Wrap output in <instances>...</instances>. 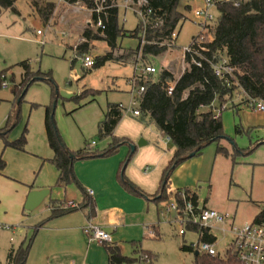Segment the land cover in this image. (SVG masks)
I'll list each match as a JSON object with an SVG mask.
<instances>
[{"label":"rangeland","instance_id":"obj_1","mask_svg":"<svg viewBox=\"0 0 264 264\" xmlns=\"http://www.w3.org/2000/svg\"><path fill=\"white\" fill-rule=\"evenodd\" d=\"M33 1L16 2L19 11L10 13L16 15V22L10 27L13 36L9 38L7 45L0 39V154L6 149L33 151L40 159L37 168L32 172L31 167L23 171L22 169L29 164L14 160L8 153L11 169L24 173L23 176L31 180L30 184L51 185L52 193L32 211L22 207L26 217L22 222H4L9 227L0 225V264L6 262L7 249L12 245L17 246L25 232L30 230L28 224L38 221L39 225L50 216L51 199L66 200L64 202L66 203L74 197L72 190L73 193L76 192L75 196L78 193L74 185L69 186L70 191L54 187L58 171L51 162L43 161L53 156L45 133L46 108L55 104V125L69 147L77 150L91 145L94 150L101 151L110 143L107 137H101L99 134V122L103 119L108 104L122 103L125 108L124 117L129 115L128 110L133 106L127 78L133 75L135 64L108 60L103 66L88 73V69L83 65L82 56L74 51L84 41L82 33L85 29L89 28L97 33V30L88 24L92 20L89 9L82 3H79L84 6L82 8L77 3L62 2L59 6L55 4L50 21L47 22L32 4ZM36 1L40 6H45L48 0ZM124 2L125 0H120L119 20L127 35L118 39V46L113 50L115 54L136 48L139 44V38L132 36L131 32L136 29L141 17L130 7L125 8ZM187 4L190 8L186 10ZM203 6L202 0H181L180 8L186 18L176 29L179 35L175 45L167 44L166 51L143 60L156 66L157 72L153 75L155 80H158L162 68L173 71L175 76L179 77L187 67L183 47L201 30L200 21L195 17L194 11ZM210 12L213 16L210 23L214 24L220 16L215 4L210 6ZM206 29L205 36L210 40L211 34L206 33ZM38 30L41 33H38ZM166 43L168 40L164 39L161 44ZM109 51L111 49L104 40H94L90 42V50L87 53L96 57ZM137 57L141 62V55ZM23 60H28L31 73L38 79L26 85L24 88L26 91L23 90L24 93L21 94L23 98L19 104L14 88L24 78L25 70L18 65V62ZM141 64L136 63L138 74ZM245 97L246 94L237 89L232 99L225 104V109L221 111L225 137L208 144L199 154L180 163L171 176L174 184L172 182L169 184V187L180 190L194 185L191 189L198 192L201 205L206 204L229 213L234 218V224L239 226L253 222L255 215L264 207V112L249 108L243 102ZM18 104L20 117L9 128L6 137L9 142L14 143L24 134L26 137L24 149L12 145L5 146L1 135L4 133L7 117ZM137 118L141 121L139 117ZM144 122L147 126L153 127L148 119ZM237 124L242 126L243 132H237ZM152 132L149 134L151 143L159 145L161 141L167 139L155 127ZM140 139L135 140L133 144H138ZM92 142L96 145H92ZM170 143L172 144L171 141ZM220 146L226 147L230 154H235V161L232 156L218 152ZM3 158L7 162L4 152ZM8 199L6 196L5 202ZM173 201L174 199H170L168 203ZM165 205L164 201L151 203L154 213L157 208L160 213L153 221L159 235H150V231H154V226L150 222L145 237L140 238L141 247L155 255L153 264H194V251H184L181 246L184 242L188 245L197 244L200 242L199 234L187 227L185 234H179V224L172 221L174 211L166 212ZM209 230L216 239L217 250L225 253L230 248L232 237L216 228ZM34 231L35 229L31 230L32 235ZM121 244L124 252L127 255L131 254V239H122Z\"/></svg>","mask_w":264,"mask_h":264},{"label":"trees","instance_id":"obj_2","mask_svg":"<svg viewBox=\"0 0 264 264\" xmlns=\"http://www.w3.org/2000/svg\"><path fill=\"white\" fill-rule=\"evenodd\" d=\"M17 1L0 0V8H14ZM63 1L69 4L82 3L88 8L95 6V0ZM180 2L181 0H147L143 6L145 23L140 18L138 26L131 32L132 36L139 38V44L136 48L129 49L122 54H115L113 50L118 46V39L127 33L120 23L119 9L117 7L111 8L106 14L100 15L106 24L105 30H97L95 33L89 28L85 29L82 33L84 41L77 46L75 53L81 56L88 54L90 41L94 40H104L110 47L111 51L95 57L94 66L87 68L88 73L103 66L108 60L117 62L130 60V62L136 63L139 54L142 61L156 57L168 49L167 45L161 44L162 41L170 39L171 33L186 18L182 8H180ZM32 4L37 7L42 18L48 21L55 8V3L49 1L45 6H40L34 0ZM216 7L220 13L218 20L214 24L208 23L206 25V33L211 34V39L203 44L205 49H199V54L195 52L185 54V62L188 67L178 78L173 71L162 68L158 80L154 79V74L142 76L136 80V87H144L142 92L135 95L136 106L140 110V115L137 117L141 119V122L148 119L149 124L153 125L158 132L163 136L170 137V141L175 147L173 155L162 171L158 190L153 194L156 201H164L165 204L170 199H175L179 205H183V195L190 198L195 205L200 203L198 193L190 188L177 189L173 193L169 192L168 181L174 169L189 158L190 153L199 154L208 144L218 142L225 137L222 112L215 117L216 109L222 108L228 100L232 99L237 89L242 90L248 98L264 101V0H218ZM189 8L190 5H185L186 10ZM97 18L98 15L94 13L93 19ZM220 57H226L229 64L235 68L233 76L227 80L218 77L212 66V62H216ZM75 60L76 57L72 62L74 63ZM198 60L201 61V65L194 62ZM18 65L25 70L22 82L14 88L17 101L20 104L24 88L29 83L36 81L38 77L31 73L28 61L19 62ZM171 82H175V86L173 92L169 94L167 88ZM246 97L243 100L244 103H246ZM19 104L8 116L3 128L4 133L1 135L5 146L12 145L18 149H24L26 143L24 134L14 143L9 142L6 137L9 128L20 117ZM119 104L109 103L103 119L99 122L100 136L110 137L108 147L101 151L94 150L91 145L77 150L70 149L55 125L53 105L46 108V136L49 146L54 152L48 161L58 171L54 187L66 188L75 184L84 193L83 202L74 208L64 207L65 203L60 199H51L50 216L46 220L91 205L89 191H85L76 176L74 170L76 161L109 156L116 153L120 146L133 143L127 137L114 135V130L123 116V110ZM236 130L240 133L243 132V128L239 124H237ZM135 152L136 150L132 151L130 148L118 171V180L123 187L147 198L150 195L135 185L125 173L126 166ZM218 152L232 156L235 161V154H230L226 147H218ZM5 167L6 161L0 156V173ZM253 222H264V207L255 215ZM42 224L43 222L39 225ZM187 228L198 232L199 241L215 243V237L208 228L191 224ZM153 229L155 236H158L159 232L156 227ZM34 235L27 242L10 250L6 264H26ZM103 246L108 253L109 264H138L140 252L148 254L150 260L148 264H153L155 259V255L151 251L144 250L138 245L134 246L132 255L124 254L119 245L114 242L104 243ZM181 249L194 251V264H243L232 248H229L225 253L218 251L217 254L210 255L195 250L191 245L184 242Z\"/></svg>","mask_w":264,"mask_h":264},{"label":"crops","instance_id":"obj_3","mask_svg":"<svg viewBox=\"0 0 264 264\" xmlns=\"http://www.w3.org/2000/svg\"><path fill=\"white\" fill-rule=\"evenodd\" d=\"M49 1L54 2L57 6L64 2L60 0H57L58 2H56V0H48L47 2ZM12 11H14V13L19 11L16 8V3L14 8H0V39H2L6 45L9 38L13 36L10 33V27L16 22V15L10 14L13 13ZM50 18L47 22L50 21ZM122 53L124 52L119 51L118 54ZM93 57L95 58V56ZM138 60L136 63H142V61L139 62ZM120 63H133L136 66V63L129 61ZM136 71L134 67L132 76L136 74ZM3 72L4 71H2V73ZM132 76L127 78V84L129 86L128 92L131 98L132 91L130 79ZM28 85H30V83ZM128 113L129 115L125 117L123 113L122 119L114 130V135L118 137H127L132 140L133 143L135 140L142 138V136L145 137L147 143L136 148L134 156L126 166L125 173L135 185L150 196L146 198L143 195H139L123 187L118 180V171L130 150L127 144L122 145L118 148L116 153L109 156H98L78 160L74 164V170L82 187L85 191L91 193L89 197L91 205L46 220L42 225H38V221L28 224L30 230L25 232L18 245H12L7 249L5 264L7 263L10 250L27 242L34 234L35 238L32 242L26 264H109V256L104 246L98 242L90 241L88 235L84 232V226H86L88 222L109 232L112 235L113 242L119 245L124 254L126 253L121 244L122 239H131L132 250L129 255H132L135 245L141 247L140 238L142 236L145 237L146 228L150 226V222L153 224V221L159 213L158 208L155 213L151 208L152 202L157 203L153 194L158 190L162 171L173 155L175 147L170 141L168 142V140L161 141L159 145L151 143L149 134L154 132H152L153 127L138 121L136 116L134 117L130 112ZM107 138L110 140V137ZM261 143H263V141L260 142V144ZM92 145H96V143L93 144L92 142ZM69 148L73 149L72 147ZM3 152L7 162L5 169L0 173V224L8 226L4 224V222H22L26 218L23 213V209L25 208L22 209V207H24L26 198L31 190L49 188L51 185L44 184L36 186L34 183L30 184L31 180L29 177H24V173L16 169H11V161L8 157V153L14 160L29 164L26 168L22 169L23 171L31 167L30 172H32L34 168H37L40 159L39 156H35L33 151L24 152L6 149L0 154L2 157ZM48 159L49 158H45L43 161H48ZM173 173L174 171L172 174ZM171 176L168 181V190L173 193L177 189L169 187L171 182L174 184V179L171 181ZM72 185L78 189V193L76 194L78 197L74 194L76 192L73 193L72 190L71 193L74 197H71L70 200L79 204L84 200V193L79 186L75 184ZM69 186L64 189L70 191ZM188 187L189 186L185 188ZM191 188H194V185H191L190 189ZM58 189L63 190L62 188ZM6 196L9 199L5 202L4 199ZM62 201L65 202L66 200ZM204 206L207 205L204 204ZM152 226H154V224ZM32 229H35L33 235L31 233Z\"/></svg>","mask_w":264,"mask_h":264},{"label":"built area","instance_id":"obj_4","mask_svg":"<svg viewBox=\"0 0 264 264\" xmlns=\"http://www.w3.org/2000/svg\"><path fill=\"white\" fill-rule=\"evenodd\" d=\"M63 1V0H60ZM204 2L203 8L196 9L194 11L195 17L200 21L199 25L201 26V30L192 36L191 42L183 47L184 50V60L185 54L188 52H195L199 54V49L204 50V43L208 40L205 36L204 30L206 25L213 20V16L210 12V6L215 4L218 0H202ZM147 0H125L124 7H130L136 13H138L145 23V15L143 12V6ZM80 8L84 7L77 3ZM120 7V0H95V6L93 8H88L91 12L92 20L89 21V25H91L95 30H105L106 24L101 18V14H106L109 9ZM96 13L98 15L97 19H93V14ZM38 33H41L38 30ZM179 35V32L174 30L170 39H168L169 46L175 45V41ZM167 45V46H168ZM77 48V47H76ZM200 56V55H199ZM202 58V56H200ZM82 61L85 67L91 68L95 64V58L92 55L86 54L82 56ZM142 61V60H140ZM197 65H201V61H194ZM186 66L188 64L185 62ZM212 66L215 74L224 79H228L232 77L235 68L229 64V61L226 57H220L216 62H212ZM185 67V69L187 68ZM138 69V65L135 66V70ZM157 72V68L152 63H146L142 61L140 67V73H136L130 79L131 91H132V108L128 110L133 116H139L140 110L136 107L137 101L135 100V95L144 90L143 86L139 88L136 87V80L139 77L147 76L149 74H155ZM178 78V77H177ZM175 82H171L168 86V93L171 94L174 90ZM247 106L255 111L264 112V101L256 98L249 97L246 102ZM119 106L124 110V106L122 103ZM225 108V105L222 107ZM222 108L216 109L215 117L221 114ZM127 110V109H126ZM168 141H170V137L166 136ZM95 142H93L94 144ZM90 193V192H89ZM91 194V193H90ZM184 203L183 205H179L178 202L174 199L173 202L167 203L165 205L166 212L174 211V220L173 222H177L179 224V234L183 235L186 233L185 227L189 224L198 225L200 227H206L208 229H219L224 234H229L232 237L230 248H232L233 252L237 255L238 259L243 264H264V222H248L242 226L234 224V218L227 212L219 211L212 207L203 206L200 203L195 205L190 198H186L183 195ZM78 204L73 201H68L64 204V207H77ZM164 211V210H163ZM163 213V212H162ZM1 225V224H0ZM9 227V226H6ZM210 231V230H209ZM84 232L88 235L90 241L98 242L99 244L111 243L113 242L112 235L104 230L103 228L94 225L90 222L86 226H84ZM151 236H155V231H150ZM193 249L198 250L200 252L215 255L218 250L216 248L215 243L209 241H200L197 244L191 245ZM139 262L138 264H148L150 262L148 254L143 252L139 253Z\"/></svg>","mask_w":264,"mask_h":264},{"label":"water","instance_id":"obj_5","mask_svg":"<svg viewBox=\"0 0 264 264\" xmlns=\"http://www.w3.org/2000/svg\"><path fill=\"white\" fill-rule=\"evenodd\" d=\"M26 91V89L24 90ZM24 93V92H23ZM53 107L55 108V104L53 105ZM147 142L146 140H144V138H141L138 142V144H133L130 143L129 146L131 148L132 151H135L137 146H143L145 145ZM195 155V152H192L189 154V157H192ZM52 192V188H42V189H38V190H31L26 198V202L24 205V208L28 211H32L35 208H37L47 197L50 196ZM198 253V252H196Z\"/></svg>","mask_w":264,"mask_h":264}]
</instances>
